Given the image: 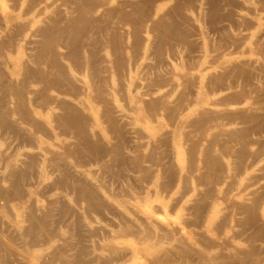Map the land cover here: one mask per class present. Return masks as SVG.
I'll return each mask as SVG.
<instances>
[{
	"label": "bare ground",
	"instance_id": "6f19581e",
	"mask_svg": "<svg viewBox=\"0 0 264 264\" xmlns=\"http://www.w3.org/2000/svg\"><path fill=\"white\" fill-rule=\"evenodd\" d=\"M0 264H264V0H0Z\"/></svg>",
	"mask_w": 264,
	"mask_h": 264
}]
</instances>
